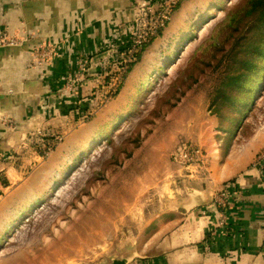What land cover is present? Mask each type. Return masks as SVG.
Instances as JSON below:
<instances>
[{
    "label": "rangeland",
    "instance_id": "1",
    "mask_svg": "<svg viewBox=\"0 0 264 264\" xmlns=\"http://www.w3.org/2000/svg\"><path fill=\"white\" fill-rule=\"evenodd\" d=\"M152 1L139 0L133 35L121 41L103 65L92 56L77 60L75 71L86 73L75 80L68 76L61 93L76 109L70 108L67 120L58 118L60 127L33 133L37 165H27L19 158L20 166L27 169L21 174L19 170V174L0 170V187L3 181L11 180L14 185L7 195L0 194V264H92L94 259L110 264L125 243L127 215L132 210L127 183L133 181L135 172L187 170L182 161L184 148L209 159L207 146L221 144L219 137L241 133L236 141H247L255 127L264 123L260 112L264 108V72L260 77L258 61V67L233 75L235 87L245 95L232 104L242 113L239 126L231 127L229 134L212 128L220 123L219 102L224 98L219 90L223 80L231 79V72H223L215 64L191 88L181 81L198 45L240 0H219L215 13L206 18L188 11L182 16L189 4L184 3L190 0L183 1L167 21L158 24L164 28L163 35L144 53L121 92L113 96L126 73L120 60L126 64L134 60L122 54L121 48L140 39L149 23ZM148 29H155L154 23ZM126 114L129 116L117 126ZM102 135L103 140L90 150L88 146ZM42 136L49 143H39ZM12 160L10 157L8 162ZM201 177L204 185L203 172ZM42 191L53 193L38 207H31L36 211L17 225L21 208Z\"/></svg>",
    "mask_w": 264,
    "mask_h": 264
},
{
    "label": "crops",
    "instance_id": "2",
    "mask_svg": "<svg viewBox=\"0 0 264 264\" xmlns=\"http://www.w3.org/2000/svg\"><path fill=\"white\" fill-rule=\"evenodd\" d=\"M216 2L186 1L182 16L201 15ZM139 6V0H0V32L19 42L0 48V154L7 159L0 170L21 174L27 169L19 158L37 165L33 133L60 127L59 119L67 120L70 108L76 109L61 93L77 60L92 56L103 65L133 35ZM49 42L55 54L37 65L36 52ZM212 129L233 131L220 123ZM240 134L207 146L213 184L225 187L231 197L229 225L220 228V210L197 167L140 170L127 183L132 210L125 243L110 264H264V165L253 166L264 149V123L247 141L237 142ZM10 157L14 162H8ZM13 188L11 180L3 181L0 194Z\"/></svg>",
    "mask_w": 264,
    "mask_h": 264
},
{
    "label": "trees",
    "instance_id": "3",
    "mask_svg": "<svg viewBox=\"0 0 264 264\" xmlns=\"http://www.w3.org/2000/svg\"><path fill=\"white\" fill-rule=\"evenodd\" d=\"M182 1L185 0H181L175 5L173 11L179 9ZM161 10L162 7L160 6L157 14ZM163 31L164 28H158L155 35L149 36L147 42L139 45L132 54L133 61L126 64V60H120V67L125 69L126 73L122 76L121 83L113 96L116 97L121 92L128 75L142 60L144 53L156 38L163 35ZM131 52V45L121 51L122 54L126 53V55H130ZM193 55L189 61V67L181 78L185 88H191L197 84L206 71L212 70L215 64H218L223 72H231L228 74L231 79L223 80L219 90L222 99H224L219 102L221 106L218 114L221 127L225 130H232L231 127L239 126V117L242 111L236 112V107L232 104L237 97H242L245 94L240 93L235 87L233 80L236 77H233V75L250 71L253 65L254 68L258 67L257 61L259 62L260 77L264 72V0H240L236 3L228 11L222 22L214 27L211 36L198 45ZM107 81L110 82V78ZM262 82H264V78ZM231 91L232 94H230ZM224 95L226 96L224 97ZM229 107H233V109L224 110Z\"/></svg>",
    "mask_w": 264,
    "mask_h": 264
},
{
    "label": "built area",
    "instance_id": "4",
    "mask_svg": "<svg viewBox=\"0 0 264 264\" xmlns=\"http://www.w3.org/2000/svg\"><path fill=\"white\" fill-rule=\"evenodd\" d=\"M181 0H153L152 1V6L149 9L150 14L147 15V21L148 26L146 29L140 33V39L136 42V44H132V52L130 55H127L132 58V54L134 53V50L141 45L143 42H147L149 36H153L156 33V30L158 28H161L163 26H158V24L163 22L164 20H168V15L173 13V8L175 5H177ZM183 2V1H182ZM162 7V10L157 14V11L154 12L155 9ZM154 23L155 29H148L150 24ZM166 23V22H165ZM148 29V30H147ZM19 45V42L16 38H10L5 36V34L0 32V48L3 47H8V46H17ZM55 44L52 42H49L47 44H44L39 48V50L36 52V64L40 65L43 64L46 60L50 59L53 57L55 54ZM126 55V53H124ZM86 73L85 70L82 71H75L70 75L72 79H76L78 75H82ZM39 143L46 142L49 143V139H46V136H42V138L39 140ZM10 159V158H9ZM209 159H204L199 156L198 151H195L194 149L186 151V149H183V154H182V161L185 163V166L188 170H191L190 168H195L199 169L200 171L203 172L204 174V185L206 188H210L211 192L213 194V204L219 208L220 210V222L219 226L220 228H225L229 225V216L227 214V209L230 205V194L227 191L225 187L222 185L220 187H217L213 184V180L211 178V172H210V160ZM7 159L3 157L0 154V165L3 164ZM184 165V164H183ZM264 165V150L260 152V154L257 156L255 159L253 166L255 168H262Z\"/></svg>",
    "mask_w": 264,
    "mask_h": 264
},
{
    "label": "bare ground",
    "instance_id": "5",
    "mask_svg": "<svg viewBox=\"0 0 264 264\" xmlns=\"http://www.w3.org/2000/svg\"><path fill=\"white\" fill-rule=\"evenodd\" d=\"M217 5H218V2H216V3H214V5L213 6H211L210 8H208V9H206V10H204L203 12H202V16H204L205 18L206 17H208V15H211L212 13H215L214 11H215V8L217 7ZM206 24H207V22H206ZM188 34V33H187ZM180 40H182V38H180ZM180 46V45H179ZM179 46H176V51H179V49L177 48V47H179ZM174 64H175V62H173V65L171 66V68H173V66H174ZM129 116V114H126V115H124L122 118H120L119 120H118V124H117V126L118 125H120V122L121 121H123L125 118H127ZM116 124V123H115ZM116 127V126H115ZM103 135L102 136H98L97 138H95L93 141H92V143L88 146L89 147V149L91 150L94 146H97L102 140H103ZM78 158H82V156H78ZM58 189V188H57ZM46 191V190H45ZM45 191H42L41 193H40V196L39 197H35L34 198V200L33 201H30V203L29 204H26L25 206L26 207H23V208H21V209H23V210H21V211H19V216L16 218V222H17V225L18 224H21V222L27 217V216H29V214L30 213H32L33 211H36V209L34 208L33 210H32V208L31 207H36L37 205L39 206V205H41L40 203L45 199V197L46 196H49V195H52V193L51 194H49V195H47V192L45 193ZM58 190H56V192H57ZM37 206V207H38ZM16 227V224H14V225H11L10 226V228L9 229H14Z\"/></svg>",
    "mask_w": 264,
    "mask_h": 264
}]
</instances>
